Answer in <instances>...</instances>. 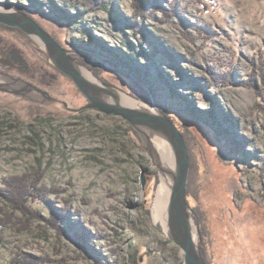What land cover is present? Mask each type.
<instances>
[{"label":"rangeland","instance_id":"obj_1","mask_svg":"<svg viewBox=\"0 0 264 264\" xmlns=\"http://www.w3.org/2000/svg\"><path fill=\"white\" fill-rule=\"evenodd\" d=\"M159 2L165 10L146 6L139 31L133 0L87 11L67 0H0L104 81L145 90L185 135L186 199L208 261L264 264V0ZM0 38L26 54L52 96L87 102L21 29L0 23ZM2 92L0 223L11 222L0 229V264H182L153 218L158 170L127 121ZM11 177L35 186L26 205L38 217L4 198Z\"/></svg>","mask_w":264,"mask_h":264},{"label":"water","instance_id":"obj_2","mask_svg":"<svg viewBox=\"0 0 264 264\" xmlns=\"http://www.w3.org/2000/svg\"><path fill=\"white\" fill-rule=\"evenodd\" d=\"M0 23L19 28L34 40L49 62L72 80L76 90L83 94L87 102L77 108L69 107L65 100H59L31 82L3 71H0V91L33 103L60 102L63 108L70 111L97 109L127 121L146 146L151 162L158 170L159 180L166 184L168 197L163 228L168 239L182 250V264H207L201 254L199 229L191 217V207L186 199L189 173L187 146L181 131L169 116L153 99L144 100L104 81L89 66L72 57L69 50L24 11L0 3ZM100 63L106 66L104 62ZM153 136L163 139L170 146L173 167L164 162L153 143Z\"/></svg>","mask_w":264,"mask_h":264},{"label":"trees","instance_id":"obj_3","mask_svg":"<svg viewBox=\"0 0 264 264\" xmlns=\"http://www.w3.org/2000/svg\"><path fill=\"white\" fill-rule=\"evenodd\" d=\"M69 1L73 6L77 7L79 9L80 6H84L82 9H84V11H87V10H90V9H98V8H102L106 3H108L110 0H67ZM150 6V5H153L155 8L157 9H164L159 0H133V9H134V16L135 18H137L135 20V23L134 25H136V29L139 30V31H142V17H143V14L145 12V8L146 6ZM165 10V9H164ZM166 14L168 13L167 11H164ZM138 27V28H137ZM74 58H76L77 60H79L80 62L85 63L84 61V58L81 57V56H76V55H73ZM261 61V64L264 66V57L260 60ZM90 68H92L91 66H89ZM264 68V67H263ZM93 71L95 73H97L96 69H93ZM98 74V73H97ZM230 75V72L228 74H225V82L227 83H230V79L231 77L229 76ZM263 79V82H264V75L262 77ZM245 84H249V85H253L254 86V83L253 81L252 82H249V83H246ZM140 90H141V93L137 96L141 97L142 99L144 100H150L149 99V94L143 90L141 87H139ZM157 106H158V103H156ZM160 108V107H159ZM161 110H163L162 108H160ZM166 114L167 112L165 110H163ZM208 115H210V113H206ZM168 115V114H167ZM169 116V115H168ZM172 119V118H171ZM129 128L133 130V128L131 126H129ZM135 132V131H134ZM184 135V134H183ZM185 136V135H184ZM23 177L19 178V177H11L10 180L8 181L7 183V190H10L9 193H2L4 194V198L14 207V208H17L19 209L20 211H22L24 214H27L28 216L31 215L33 217H38L39 216V213L35 210H31L27 205H26V202H27V198L28 197H37L35 194V186L32 185V187L30 188V185L27 181L24 179H22ZM23 181V182H22ZM26 181V182H25ZM28 184V185H27ZM188 191H186V194H187ZM11 222L10 221V218L9 217H6L4 219H2V222L0 223V229L5 226V224ZM81 238V236H80ZM2 240V236L0 234V242ZM82 240V239H81ZM80 239L78 240V243H80ZM201 254L203 256V259L205 260V262L207 264H211L206 255H205V252H204V249L201 247ZM22 262V260H21ZM22 264H24L22 262Z\"/></svg>","mask_w":264,"mask_h":264},{"label":"flooded vegetation","instance_id":"obj_4","mask_svg":"<svg viewBox=\"0 0 264 264\" xmlns=\"http://www.w3.org/2000/svg\"><path fill=\"white\" fill-rule=\"evenodd\" d=\"M31 68L30 60H28L26 54L23 51L17 49L15 44L10 40H7L6 38H0V70L9 74L17 75L48 91L45 87V83L42 81H35V73H31ZM2 93L12 95L8 92Z\"/></svg>","mask_w":264,"mask_h":264},{"label":"bare ground","instance_id":"obj_5","mask_svg":"<svg viewBox=\"0 0 264 264\" xmlns=\"http://www.w3.org/2000/svg\"><path fill=\"white\" fill-rule=\"evenodd\" d=\"M152 140H153L155 147L160 152L164 162L167 164V166L173 167V155H172V151L168 143L164 141L163 139L159 137H154V136ZM167 197H168V191H167L166 184L163 181H160L159 187L156 192V196L154 198L153 206H152L153 218L155 221L158 218H160L164 223Z\"/></svg>","mask_w":264,"mask_h":264}]
</instances>
